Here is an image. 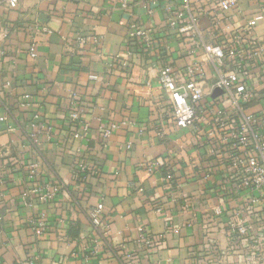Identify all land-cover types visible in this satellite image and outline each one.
I'll list each match as a JSON object with an SVG mask.
<instances>
[{"label":"crops","instance_id":"obj_1","mask_svg":"<svg viewBox=\"0 0 264 264\" xmlns=\"http://www.w3.org/2000/svg\"><path fill=\"white\" fill-rule=\"evenodd\" d=\"M180 1L20 0L11 6L0 0V51H6L0 55V118L7 117L0 119V264H250L251 247L246 256L233 245L229 221L237 210L249 211L255 237L264 240V202L250 208V193L234 191L227 165L209 154L205 140L192 127L176 126L170 92L158 79L167 58L179 68L195 59L188 51L196 39L170 31L165 18L166 8ZM190 1L193 9H218L221 0ZM263 6L264 0H237L222 15L223 35ZM37 21L50 32L34 38ZM136 21L155 29L148 50L129 35ZM212 24L209 15L197 23L206 43L216 42L220 31ZM79 35L90 38L79 43ZM252 36L264 73V18ZM198 57L205 58L202 46ZM214 79L212 72L207 91ZM74 94L89 124L81 142L70 140L66 113ZM34 111L53 128L52 138L46 131L37 137ZM111 122L118 128L105 143L102 127ZM87 143L85 156H78V146ZM80 160L89 165L84 183L73 179ZM33 162L40 172L30 179ZM57 181L63 188L53 200L34 198L32 207L21 202L23 191ZM255 250L264 256V243Z\"/></svg>","mask_w":264,"mask_h":264},{"label":"built area","instance_id":"obj_2","mask_svg":"<svg viewBox=\"0 0 264 264\" xmlns=\"http://www.w3.org/2000/svg\"><path fill=\"white\" fill-rule=\"evenodd\" d=\"M11 6L17 5L20 0H6ZM237 0H221L218 9L198 7L193 9L190 0H181L178 6L169 5L165 10V18L170 31L188 34L189 38L196 39V46L189 49L188 54L195 59L187 61L184 67H177L170 58H167L160 75L159 82L170 92V105L176 126L180 128L192 127L195 137L205 140L209 154L215 155L227 165L226 177L234 191L250 193V208L258 201L264 202V73L260 68L262 62V49L253 39V31L258 21L264 18V6L260 13L245 17V24L233 31L232 35H223V16L225 12L234 9ZM152 12V9L149 11ZM209 15L213 20V31L216 42L206 43L201 37L197 27L199 18ZM183 22L186 24L183 25ZM50 30L40 22H35L31 28V34L37 35L49 33ZM136 39L140 47L148 50L152 46L155 29L148 25L131 23L129 34ZM88 36L79 35L77 41L84 43ZM97 42V37H91ZM203 48L205 58H196L197 49ZM170 50L171 45H165ZM37 42L34 39L30 47V53L35 56ZM2 49L0 55H5ZM123 59V65L128 66V58ZM215 73L214 82L210 91L206 90V80L210 73ZM220 90L217 96L213 92ZM24 96L21 107L28 106ZM66 113L70 128V140L81 142L88 137L89 124L83 120L84 107L77 94L68 101ZM1 117L0 119H6ZM31 128L38 135L46 131L50 138L53 128L42 123V113L34 111ZM118 124L111 122L102 127V138L107 142ZM89 149V143L84 147L78 146V156H85ZM81 154V155H80ZM89 165L80 160L73 169V179L77 183L87 180ZM40 172V166L33 162L29 166L28 177L35 179ZM171 176H168L170 178ZM231 187V188H232ZM63 184L60 181L48 183L41 187L25 190L20 196L21 202L27 206H33V199L38 198L42 202H48L57 197ZM81 196L82 189L75 187ZM102 209L100 204L98 209ZM94 212V213H95ZM237 210L236 217L229 221L228 234L233 245L240 246L248 255L250 264H264V256H257V247L263 244L257 231L251 228L250 213ZM93 213V215H94ZM39 223L45 229V215ZM1 219V217H0ZM251 240L253 241L251 243ZM250 242V243H249ZM33 264V263H28Z\"/></svg>","mask_w":264,"mask_h":264},{"label":"water","instance_id":"obj_3","mask_svg":"<svg viewBox=\"0 0 264 264\" xmlns=\"http://www.w3.org/2000/svg\"><path fill=\"white\" fill-rule=\"evenodd\" d=\"M215 92H220V90H219V89H217Z\"/></svg>","mask_w":264,"mask_h":264}]
</instances>
